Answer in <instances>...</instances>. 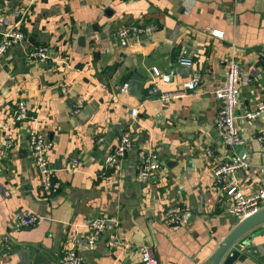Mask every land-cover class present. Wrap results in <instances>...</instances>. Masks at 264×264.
Segmentation results:
<instances>
[{"label":"crops","instance_id":"1","mask_svg":"<svg viewBox=\"0 0 264 264\" xmlns=\"http://www.w3.org/2000/svg\"><path fill=\"white\" fill-rule=\"evenodd\" d=\"M0 12V40L11 28L28 36L0 59V234L10 239L0 264H60L73 245L85 264H142L144 244L157 264H210L237 226L229 213L233 203L213 178L215 162L230 157L215 129L220 103L214 90L231 62L240 66L235 115L247 145L238 153L248 164L235 178L245 194L264 189V113L245 117L264 101V0H5ZM149 25L157 26L152 34L118 35L123 27ZM39 45L52 49L44 63L29 58ZM179 57L191 58L193 67L180 65ZM180 67L192 72L185 76ZM193 71L203 80L197 91L165 103L150 94L154 85L180 89ZM134 74L142 77V97L129 91L112 99ZM78 99L84 107L74 114ZM20 101L28 113L17 122ZM130 126L133 148L119 163H106ZM31 128L53 142L48 157L61 182L57 194L41 189ZM142 147L162 164L149 181L138 177ZM206 148L216 156H207ZM74 156L81 160L76 171L67 168ZM177 205L186 211L183 225L168 222ZM21 211L40 218L19 227ZM95 218L118 221L109 230L123 244L110 247L106 235L91 249L87 225ZM252 234L264 256V221ZM234 264L264 260L249 255Z\"/></svg>","mask_w":264,"mask_h":264},{"label":"built area","instance_id":"2","mask_svg":"<svg viewBox=\"0 0 264 264\" xmlns=\"http://www.w3.org/2000/svg\"><path fill=\"white\" fill-rule=\"evenodd\" d=\"M5 1V0H0ZM129 1V0H124ZM242 1V0H235ZM4 20V15L0 12V22ZM157 29L156 25L146 27L133 26L123 27L118 31L120 37H129L131 35L140 36L143 34H152ZM212 34L216 37H223V32L213 30ZM27 33L19 29H8L3 32L0 40V59L6 56L16 45L27 39ZM52 56V49L45 45L36 46L29 52V58L32 61L44 63ZM261 60L264 62V49L261 51ZM179 63L182 66L193 67L194 61L188 57H179ZM154 75L158 76L161 70L157 67L153 68ZM240 66L236 62H231L226 72L224 81L214 90V95L220 103V108L215 119V129L219 135L223 146L228 150L230 157L227 160L216 161L213 167V178L215 185L220 187L224 196L233 203L229 209V213L237 218L238 223L245 221L251 216L258 213L264 208V189L251 194H245L241 185L237 182L235 174L240 169L248 168V164L239 155V149L247 145L239 126L236 122L235 109L239 103V80ZM202 76L198 71H193L189 78L185 79L181 88L175 91H163L158 85H154L151 90V95H156L162 102H169L181 97H184L189 92L197 91L202 85ZM130 82L125 81L119 87L117 92H114L111 97L117 99L118 94L129 93ZM84 107V100L78 99L73 109L74 114L80 113ZM28 107L24 101H20L15 109L14 120L22 121L27 117ZM139 113L137 107L131 109V116L135 119ZM264 113V101H261L258 106L246 113L245 117L253 119L261 116ZM5 128L4 125H2ZM132 126L123 131L113 150L106 158V163H119L126 157L128 151L133 148L134 138L132 135ZM102 141L103 138H100ZM29 142L32 150L34 163L38 169L41 189L48 194H57L61 189V182L55 176V170L51 167L48 153L52 148L53 142L41 130L31 128L29 131ZM204 153L209 157H215L216 151L213 148H206ZM4 157L3 150L0 146V162ZM138 177L141 181H149L151 177L161 170L162 164L159 155L152 150L146 148L139 149L138 152ZM81 165L79 157L71 158L67 165L69 170L76 171ZM17 225L19 227H32L39 220L40 216L30 211H21L19 213ZM168 222L174 224L186 223V211L179 205L173 206L168 211ZM113 224L117 225L118 221H113L108 218H95L87 225V242L91 249L96 247V244L107 235V243L110 247L122 245L123 242L115 231L109 230ZM10 239L7 234H0V257L4 251L9 249ZM244 249V244L240 245ZM142 264H157L153 248L144 244L140 247ZM60 264H85L83 256L78 249L73 245L68 247L60 258Z\"/></svg>","mask_w":264,"mask_h":264},{"label":"water","instance_id":"3","mask_svg":"<svg viewBox=\"0 0 264 264\" xmlns=\"http://www.w3.org/2000/svg\"><path fill=\"white\" fill-rule=\"evenodd\" d=\"M182 71L185 76L192 72V69L186 70L185 67H180L178 70ZM142 77L139 74H134L133 78L130 80L129 91L136 97L141 98V87H142ZM247 150L243 149L242 153ZM264 221V208L258 213L246 219L245 221L238 223L237 218L233 217L231 223H237L235 230L228 235V237L223 241L222 245L218 251L213 256L210 264H234L238 259H245L249 255L256 256L264 260L259 246L252 245V239L254 235H249V233L261 222ZM244 244L245 248H240V245ZM264 247V244H263Z\"/></svg>","mask_w":264,"mask_h":264}]
</instances>
